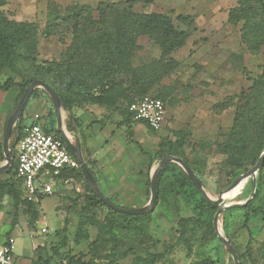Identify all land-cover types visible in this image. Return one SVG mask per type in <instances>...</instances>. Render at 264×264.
<instances>
[{
	"label": "rangeland",
	"instance_id": "374dc122",
	"mask_svg": "<svg viewBox=\"0 0 264 264\" xmlns=\"http://www.w3.org/2000/svg\"><path fill=\"white\" fill-rule=\"evenodd\" d=\"M129 1L132 0H7L0 11L13 21L31 23L37 28L36 61L42 65L58 58L72 42V34L64 31V25L59 26L56 34L47 36L50 12L63 14L67 7H89L93 19L97 21L96 8L100 3L116 5ZM237 2L153 0L151 3L137 2L132 5L135 14L168 17L177 31L186 34V41L177 51L168 52L160 32L137 39L131 66L140 74L145 86L140 91L161 98L166 106V116L160 130L150 132L143 129L141 136L137 137L138 146L132 144L129 147L128 138L118 140L124 144L127 155L123 163L126 165L122 171L125 175L123 181L112 184L101 181L99 176L104 168L87 150L86 138L82 134L83 123L77 115L82 112L88 119L86 129L93 126L111 129L126 116L124 95L133 97L132 94L126 91L118 99L111 100L104 95L102 88L93 91L86 103H71L66 108L60 101L63 132L77 138H70V142L77 145L79 141L83 159L97 187L103 193L104 187H107L106 195L114 193L113 197L108 198L101 192L114 205L142 208L148 204L150 177L162 160L156 156L158 145L165 141L172 143L176 139L182 140L183 156L211 199L217 198L220 192L228 189L237 177L245 173L243 169L235 170L229 165L223 145L229 139L236 109L243 104L241 95L247 93L263 74L264 45L256 55L250 54L245 47L241 39L244 22L229 20V12L237 6ZM17 71L5 70L0 75V81L4 82L8 77L22 81L24 72ZM34 91L35 95L28 100L22 114L23 121L26 122L28 115L35 113L46 124L47 117L57 120V113L47 93L42 88ZM70 91L78 94L73 87ZM30 102L35 103L30 107ZM17 103L12 104L8 118ZM13 140L14 132L9 142L12 144ZM3 165L6 162L0 151V166ZM175 165L179 168L171 166L163 169L159 201L145 219H123L107 208L94 204L88 186L80 176L54 187L53 195L33 203L38 211L36 223L31 222L23 207H18V224L14 229L10 226L15 211L14 202L7 196L2 197L0 233L9 232L15 238L14 264H70V260L71 264L86 263L108 253L114 240L120 255L116 258L119 264H131L135 256L163 252L173 245L170 260L174 264H234L214 227L213 233L209 230L217 209H206L200 216L199 196L187 188H183L184 192L163 194L170 183L183 175L187 176L179 165ZM119 170L117 165L109 174L119 173ZM7 179V174H0L1 182ZM252 188V178H249L241 196L243 202L225 209L217 218L218 231L235 249L238 264H264V223L261 217L252 215L248 229L243 227L242 204L250 198ZM262 199L259 204L264 207V197ZM223 205L236 203L224 201ZM189 219H194V222L187 221L186 229L182 230L180 222ZM80 224L84 225L89 237L75 244L74 238ZM41 228H46L47 232L36 236ZM63 230L66 246L55 253L53 248L63 235ZM96 264H107V261L97 260Z\"/></svg>",
	"mask_w": 264,
	"mask_h": 264
},
{
	"label": "trees",
	"instance_id": "16d2710c",
	"mask_svg": "<svg viewBox=\"0 0 264 264\" xmlns=\"http://www.w3.org/2000/svg\"><path fill=\"white\" fill-rule=\"evenodd\" d=\"M152 1L132 0L116 5L100 3L96 8L97 21L93 19L92 9L89 7H67L63 14L56 11L53 14L50 12L46 27L47 36L56 34L59 26L64 25V31H70L72 34V42L64 48L58 58L42 65L37 64L36 61L37 28L31 23L13 21L0 11V75L5 70L24 72L22 81H14L11 77H8L4 82L0 81V90L7 91L10 88H17L16 104L28 85L34 80H40L52 88L66 108L71 103L88 102L93 91L97 89L101 90L104 88V95L110 97L111 100H116L123 93L129 91L133 97L124 95L126 116L123 121L124 123L135 122L132 115L128 112L129 104L137 98L150 96L148 93L140 91L145 86L141 81L140 74L131 66L134 51L137 49V39L142 35L160 32L168 52L177 51L186 41V34L177 31L168 17L161 14L145 15L132 12L134 3H151ZM6 4L7 0H0V7H4ZM229 20L231 22H244L241 34L242 42L250 54L256 55L260 47L264 45V0H238L237 6L229 12ZM59 58L60 60H57ZM71 87L78 94L71 92ZM34 95L35 91L32 92L30 98L32 99ZM155 98L161 99L157 96ZM241 99L243 104L236 109L232 130L229 139L223 145V152L227 155L230 166L235 170L243 169L244 172H247L255 166L264 150V69L263 74L249 88V91L241 95ZM138 123L143 124L148 131L154 132L144 123ZM24 125L25 121H23V115H21L12 130V133L14 132V140L12 144L11 142L9 144L14 166L6 173L8 179L0 181V200L2 197L7 196L14 202L15 211L10 222L11 229H14L18 224V207L24 208V213L30 217L32 223L38 221V211L34 208V202L23 198L22 184L16 177L13 148L17 141L22 138ZM44 130L46 132H54L57 138L63 141L54 128L49 131ZM158 146L159 152L156 155L158 158L163 159L168 155L178 157L191 169L190 164L183 156V142L181 139H176L172 143L168 141H165V143L161 142ZM0 151H2L1 145ZM69 153L71 152L69 151ZM171 166L177 167L175 164L169 163L164 170ZM162 173L163 171L158 178V197L154 208L160 198L159 183ZM78 176L83 178L79 168L63 175L64 178L69 179H74ZM183 188L190 189L194 195L199 196L200 216L206 209H217L216 206L206 203L186 175L170 183L163 190V194H172L176 193V191L184 192ZM87 190L90 192L94 204L105 207L88 187ZM263 194L264 162L257 172L254 196L242 208L244 212L243 227L245 229H248V222L252 215L260 216L264 223V207L259 204V201L263 200ZM42 199L40 198L37 202ZM109 212L128 220L145 219L149 216L131 217L117 214L111 210ZM187 221L194 222V219L181 221L182 230L186 229ZM209 230L212 233L214 231L211 223L209 224ZM64 233L65 230L62 231L63 235L60 236L59 241L53 248L55 253L66 246L67 241ZM9 234L8 232L6 235ZM88 237L89 235L84 229V225L80 224L75 234V244L87 240ZM173 248L174 245L163 252L135 256L131 264H159L161 262L174 264L170 260ZM119 256L117 242L114 240L109 252L98 256L97 260L107 261V264H118L116 258ZM97 260L90 259L86 263L79 264H96ZM71 262L72 260H70V264Z\"/></svg>",
	"mask_w": 264,
	"mask_h": 264
},
{
	"label": "built area",
	"instance_id": "2783aa9c",
	"mask_svg": "<svg viewBox=\"0 0 264 264\" xmlns=\"http://www.w3.org/2000/svg\"><path fill=\"white\" fill-rule=\"evenodd\" d=\"M128 112L134 121L144 123L154 132L165 123L166 106L155 97L147 95L135 99L129 104ZM40 119L39 114L32 115L31 122L23 126L22 138L13 148L16 177L21 181L23 198L34 203L53 195L54 187L71 180L63 175L79 168L65 142L54 132H46ZM46 232V228L40 229V234ZM14 249V236L5 234L4 239H0V264H13Z\"/></svg>",
	"mask_w": 264,
	"mask_h": 264
},
{
	"label": "water",
	"instance_id": "95a60500",
	"mask_svg": "<svg viewBox=\"0 0 264 264\" xmlns=\"http://www.w3.org/2000/svg\"><path fill=\"white\" fill-rule=\"evenodd\" d=\"M36 88H42L47 93V95L49 96V98L52 102V105H53V107L57 113L56 132L60 135V137L65 142V144L68 147L71 154L77 160V162L79 164V169L83 175V178H84L87 186L90 188V190L93 192V194L98 198V200L107 209H109V210H111L117 214H122V215H126V216H131V217L143 216V215H146V214L152 212L154 205L156 203L157 197H158L157 183H158L159 175L163 171V169L166 167V165H168L169 163H175V164L179 165L184 170V172L187 174L188 178L190 179V181L192 182L194 187L200 192L201 196L206 201V203L211 205V206L217 207V213H216L214 220H213V227H214L215 233H216L217 237L220 239V241L225 245L227 250L230 252V254L233 258L234 264H238L237 255H236V252L233 249L232 245L229 243V241L225 237L221 236V234L218 231V220H217V218L220 215V213L222 211H224L225 209L232 207V206L240 205V204L223 205V202L225 201L223 199V195L228 193L232 188L237 186L240 182L247 180L249 178H252V182H253L252 193H251L250 198L248 200H246L242 205H246L249 202V200L252 198V195L255 192L257 172L264 162V150L261 153V155H260L257 163L255 164V166L252 167L247 172L241 174L239 177H237L233 181V183L230 185V187L228 189H226L225 191L220 192L218 197L215 199H211L207 196V194L205 193L200 181L197 179V177L195 176L193 171L183 162V160H181L178 157H174V156H170V155L165 156L160 161L157 168L153 171V173L150 177V199H149L148 204L142 208L119 207V206H116L113 203H111L107 198H105L102 195L101 191L99 190V188L96 185V182H95L91 172L89 171V169L86 166V163L82 157V153H81V149H80L79 144H77L76 146L73 145L69 141V139L67 138L66 134L63 132V130L61 128V120H60V115H59V111L61 108V102H60V99L57 96V94L52 90V88L48 84H46L40 80H34L25 89V91L22 94L19 102L17 103L13 113L10 115V117L8 118V120L5 124L1 147H2V153H3L4 159H5L6 165L0 166V174L8 173L14 166V161L12 158L11 150L9 148L10 137H11L12 130H13L17 120L22 115V113L26 107V104L30 98L31 93Z\"/></svg>",
	"mask_w": 264,
	"mask_h": 264
},
{
	"label": "crops",
	"instance_id": "0c3cea01",
	"mask_svg": "<svg viewBox=\"0 0 264 264\" xmlns=\"http://www.w3.org/2000/svg\"><path fill=\"white\" fill-rule=\"evenodd\" d=\"M17 95H18L17 88H10L7 91L0 90V142H1L0 145H2V138H3L5 124L8 120L9 109L11 108L12 104L15 102ZM34 103L35 102H30L29 103L30 107L33 106ZM32 115H28L27 118L28 120H26L25 124L31 122ZM77 117L80 118V121L83 123L82 130L84 133L82 134L86 138L85 143L87 150L89 151L90 155L99 162L98 165L104 168V170H102L103 174L99 176V178L101 177L100 178L101 181L104 182L106 180L107 183L110 184L117 183L118 181L119 182L123 181L124 180L123 176L125 175L122 174V171L124 170V166H126L125 164L123 165V163H125L124 160L126 159L127 155L124 153V149H125L124 144L118 142V140L120 138H128L129 141L127 142L128 143L127 145L129 147H131L132 144L136 146L138 144L137 137L141 136L143 129H146V127L143 124L138 123L137 121L124 123V121L121 120L117 126L112 127L111 129H103V128H98L96 126L86 129L85 127H87V125L89 124L88 119L84 117L82 112L79 113ZM47 119H48L47 124L44 121L42 122V120L40 119V123L43 126V128L48 131L53 128L56 130V126H57L56 119L54 121L50 117L49 118L47 117ZM63 125H64V120H61L62 130L64 129ZM66 136L69 135L66 134ZM70 138L72 137L69 136L68 138L69 141ZM73 138L74 140L77 139L75 137ZM76 144H79L80 146L79 141H77ZM80 149L83 157V151L81 146ZM139 153H141L140 149H139ZM117 165L120 168L119 173L112 172L111 174H109L111 169L115 168ZM106 189L107 187L106 188L104 187V191H105L104 193H107ZM113 194L112 195L104 194V195L110 198L114 196ZM129 207H133V205H129ZM7 233L8 232L0 233V239H4V235ZM37 235H44V234L37 233L36 236Z\"/></svg>",
	"mask_w": 264,
	"mask_h": 264
},
{
	"label": "bare ground",
	"instance_id": "6f19581e",
	"mask_svg": "<svg viewBox=\"0 0 264 264\" xmlns=\"http://www.w3.org/2000/svg\"><path fill=\"white\" fill-rule=\"evenodd\" d=\"M67 137L69 138V136H67ZM247 182H248V179L240 182L237 186L232 188L228 193L224 194L223 199L225 201H235L236 204L242 203L243 200L241 199V196H242L243 192L245 191Z\"/></svg>",
	"mask_w": 264,
	"mask_h": 264
}]
</instances>
